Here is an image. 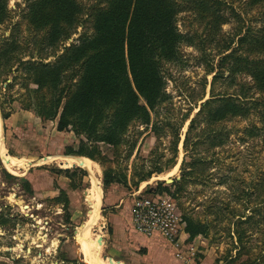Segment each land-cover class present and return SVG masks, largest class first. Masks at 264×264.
Listing matches in <instances>:
<instances>
[{
	"label": "rangeland",
	"instance_id": "obj_1",
	"mask_svg": "<svg viewBox=\"0 0 264 264\" xmlns=\"http://www.w3.org/2000/svg\"><path fill=\"white\" fill-rule=\"evenodd\" d=\"M112 1L70 0L69 11L46 19L40 0H0V264H88L79 246L85 231L98 235L93 251L114 264H264V79L246 67L264 60V38L251 47L238 41L261 35L264 0H169L173 30L161 24L151 37L153 25L120 10L118 20V4L105 7ZM85 42L86 51L105 49L101 60L72 54L71 45ZM61 62L52 80L46 70ZM155 69L162 83L150 103L137 86L157 89ZM133 99L145 110H121ZM68 101L74 124L58 130ZM79 146L84 154L71 153ZM78 155L99 168L95 188L89 169L53 159L85 158ZM140 193L170 195L194 224L181 246L187 262L131 226Z\"/></svg>",
	"mask_w": 264,
	"mask_h": 264
},
{
	"label": "trees",
	"instance_id": "obj_2",
	"mask_svg": "<svg viewBox=\"0 0 264 264\" xmlns=\"http://www.w3.org/2000/svg\"><path fill=\"white\" fill-rule=\"evenodd\" d=\"M124 1H126V0H113L111 2V4H108L105 7H107V10L112 11V9H114V6L118 4V6L115 7L116 9H118V14H117L118 15V20H120L119 19V10H120L122 12L121 15L122 16L125 15L123 19H126L125 17H127V15H129L130 19H131V17L133 18L132 21H135L136 19H139L137 17H140V20L144 21L147 26L148 25H153V28L150 31V33H152V34L149 33V35H148L150 37L153 36L154 34H156L157 32L161 31V30H157V29H160L161 24L165 25L163 27V29H167L169 31L173 30V24H172V20H171V18H172L171 15H172V9L173 8H172V4L169 2V0H167L166 3H164V4H161V3L157 2V0H133V3H132L131 6L129 5V3L128 4L127 3H123ZM256 1L262 2V0H256ZM69 2H70V0H40V4H42L45 7V9H43L41 11L44 12V15H46V19H48V16L51 13H53V12L59 15L62 12L69 11V7H68L69 6V4H68ZM196 2L197 3H201L202 0H196ZM36 3H38V1H36ZM57 3H59L61 8H62L60 11H58V8H55ZM120 3H121V6H119ZM105 7L104 6L103 7H99L98 10L99 9H103L102 11H104ZM209 7L212 8L211 6H209ZM63 8H64V10H63ZM214 11H215V8H212L211 12L214 13ZM215 13H217V11H215ZM130 19H129V21H130ZM97 20H98V23L100 25L105 24L106 27L110 26V21L107 18H105L103 20H101L100 18L99 19L95 18L94 22L96 21V23H97ZM251 28L252 27L250 25L247 26V30L251 29ZM141 30H142V28H141ZM259 31H261V35L257 34L258 36L254 37L252 39L251 38L247 39L248 37L246 35H240L241 37L238 38V41H242V40L249 41L248 42V46L250 45V47L252 45H254L255 43L262 42V40L264 38V26ZM136 36L138 37V33L136 34ZM86 42H88V40ZM86 42H85V45H82L84 42L81 43L78 46H74V45L72 46L71 45L70 49L72 51V54L74 56H76V55H78V53L79 54H81L82 52L85 53V58H86L87 63L97 60L98 57H95V56H101V58H100V60H101L103 54L105 53V49H100L99 48V49H95L94 51L92 49H90L89 51H86V48H89V47L86 46ZM81 46H83L82 49L79 50V52L74 53L75 48L80 49ZM234 49L235 48H233V49L231 48V50H234ZM231 53H234V52H231ZM67 59H71V58L67 57ZM119 63H120L119 64V76H122L121 75L122 74L121 71H123V70H121V69H123V66H124L123 59L119 60ZM61 65H62V62L55 64L53 70H51V71L49 69L46 70L47 73L51 74V79L52 80H55L56 77L58 76L59 68L61 67ZM246 67H252V69H250V70H253L252 71V77L254 78V80L256 82L260 83L264 79V60H261L260 62H255V63H253L251 65H246ZM142 71L143 70H139V72H142ZM230 73H233V70ZM150 76H151V78L155 79L153 84L156 85L157 89L153 90V92L151 93V91L149 89H147V88H144L142 86H137V87L140 90L139 92L141 94H143L144 97L146 98V100L147 101L149 100L150 103H151L152 100L150 99V96L154 97V96H156L157 94L160 93L159 85H160V83H162V79L160 81V78H162V76L159 75V73L157 72V69H155L153 71V74H151ZM216 76H217V74H214L213 78H215ZM95 78H97V77H89V78H87L88 81H89V84L93 83L94 81H96ZM121 81H123V80L119 77V85H118L119 92L123 91V89L126 90V88L124 87V85H125L124 81H123V85L121 84ZM262 85L264 86V83ZM121 87H122V89H121ZM76 95L77 94H75L73 96L71 95V96L74 97ZM211 95H213V93H211ZM71 96L70 97L68 96V98H71ZM134 96H136V94H134ZM227 96H230V95H227ZM233 97H236V96H233ZM127 98L129 99V97H127ZM219 99L221 101H223L225 99H229L230 100V97L226 98L225 94H220L219 95ZM208 100L209 99H206L205 102L200 104V106H199V108L197 110V114H200L201 111L204 110V107H206V105H204V104H206L208 102ZM70 101L66 102L63 105V107L61 109V112L59 113V116H58V119H57V124H56V128L58 130H63L69 124H72V125L74 124V120L71 117H69V115H67V113L71 111V107H73L71 105ZM136 102H134V99H133V102H132L133 104L132 105H125V107L124 108L122 107L121 110H125L126 112H130L131 110H134V109H132V108H134V106L136 108H140V109L145 110V107L143 105H140V104L137 105ZM231 102L232 103H230V101H229L228 104L229 105H235L234 101H231ZM150 106L153 107L154 105H150ZM236 106H240V105H236ZM153 108H155V106ZM236 110H237V108L235 107V109L233 111H236ZM1 114L3 116H5V114L3 112ZM222 116L223 115L221 114V116H218V118H220ZM194 121H195V116L190 119V122H189L190 125H192L194 123ZM185 140H186V137H185ZM71 153L84 154V152H82L81 146H79L77 149H73L71 151ZM78 156H83V155H78ZM62 170H63V172L65 173L66 176L71 177V173H72L71 169H69L67 167V168H63ZM82 170L84 171L85 169H82ZM150 173L151 172L149 170L146 173H142L140 175L139 179L143 180V179L147 178L148 176H150ZM175 181H176V179L174 178L167 185L173 184V183H175ZM67 202H68V200L65 199V204ZM193 225L194 224L191 222V220L187 219V223H186V226H185V231L188 233V236H187L186 240H188V238L192 239L195 236V234H196V230L194 229ZM108 230L111 231L110 228H108ZM239 240H240V237H239ZM81 264H85V263H81Z\"/></svg>",
	"mask_w": 264,
	"mask_h": 264
},
{
	"label": "built area",
	"instance_id": "obj_3",
	"mask_svg": "<svg viewBox=\"0 0 264 264\" xmlns=\"http://www.w3.org/2000/svg\"><path fill=\"white\" fill-rule=\"evenodd\" d=\"M129 212L131 226L136 231L147 236L161 237L174 247L177 258L183 262L188 261L180 250L183 241L181 234L186 233L187 221L173 197L152 193L137 194L133 197Z\"/></svg>",
	"mask_w": 264,
	"mask_h": 264
},
{
	"label": "bare ground",
	"instance_id": "obj_4",
	"mask_svg": "<svg viewBox=\"0 0 264 264\" xmlns=\"http://www.w3.org/2000/svg\"><path fill=\"white\" fill-rule=\"evenodd\" d=\"M2 122V119H1ZM3 129V128H2ZM5 154H6V150H5V146L2 142V138L0 135V155L2 156V158H5ZM53 159H56L57 162L61 165H80V166H84L87 169H89V171L92 174V187L95 188V186L99 183L98 177L95 176V173H97L98 169L94 168L95 166L93 164L96 165L95 162H92L91 160H88L86 158H70V157H54ZM46 159H43L41 162L45 161ZM94 166V167H93ZM8 170L15 173V174H19L20 171L17 168H14L12 166H7ZM93 189V188H92ZM98 201V200H97ZM98 244V235H96L93 232H83L82 234H80L79 237V246L81 249V253H82V257L84 258V260L88 263V264H114V263H109L106 262L103 258H101V256H99L95 251H93V247ZM104 258H107L109 256L107 255H103ZM109 260L111 262H113V259L109 258ZM119 263V262H118ZM127 264V263H125Z\"/></svg>",
	"mask_w": 264,
	"mask_h": 264
},
{
	"label": "crops",
	"instance_id": "obj_5",
	"mask_svg": "<svg viewBox=\"0 0 264 264\" xmlns=\"http://www.w3.org/2000/svg\"><path fill=\"white\" fill-rule=\"evenodd\" d=\"M64 157H66V156H64ZM73 157H85V156H73ZM85 158H87V157H85ZM89 159V158H88ZM90 160V159H89ZM129 222H130V212H129ZM187 232L186 233H184V234H181V238L183 239V241H182V243L180 244V250H181V252H182V254L183 255H186L185 254V252L182 250V249H184V248H181V246H186L187 245V242H186V239H187ZM139 242H141V241H139ZM143 242H145L147 245H151V244H149V243H151V242H155L154 240H152V241H148V240H145V241H143ZM149 242V243H148ZM157 245L156 244H152V248H154V247H156ZM172 248V247H171ZM154 250H156V248L154 249ZM157 250H159V249H157ZM173 249H171V251H172ZM164 251V250H163ZM159 252L160 253H162L161 252V250H159ZM187 252H189V251H187ZM173 254V253H172ZM175 256V255H174ZM175 258L176 259H178V260H180V261H182L181 259H179V258H177L176 256H175ZM176 259H174V258H169V260H168V258L166 259V261L168 260V261H171V262H173V260H176Z\"/></svg>",
	"mask_w": 264,
	"mask_h": 264
},
{
	"label": "water",
	"instance_id": "obj_6",
	"mask_svg": "<svg viewBox=\"0 0 264 264\" xmlns=\"http://www.w3.org/2000/svg\"><path fill=\"white\" fill-rule=\"evenodd\" d=\"M171 180H172V178H166V181H171ZM109 258L111 259V256Z\"/></svg>",
	"mask_w": 264,
	"mask_h": 264
}]
</instances>
